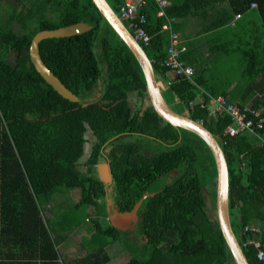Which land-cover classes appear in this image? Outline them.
I'll list each match as a JSON object with an SVG mask.
<instances>
[{"label":"trees","instance_id":"1","mask_svg":"<svg viewBox=\"0 0 264 264\" xmlns=\"http://www.w3.org/2000/svg\"><path fill=\"white\" fill-rule=\"evenodd\" d=\"M121 1L107 0L115 12ZM252 3L260 29L251 39L247 34L243 87H207L195 70L191 78L176 76L165 65L169 41V31L162 29L165 18L155 15L157 6L151 0L144 25L151 38L148 45H141L156 80L165 85L161 91L165 101L176 112L201 121L221 145L228 167L232 230L249 264H264L253 245H242L249 237L243 226L256 221L264 249V146L249 130L224 134L231 123L228 114L212 115L207 106L189 105L202 89L205 100L224 95L260 108L264 119V0H171L166 12L174 18L194 16L200 31L207 32L229 24L236 13L248 12ZM13 22L22 30H13ZM75 22L91 28L38 43L46 66L77 96V101H70L35 69L29 46L36 32ZM210 50L220 51V44L214 41ZM9 52L13 62L7 59ZM187 56L186 49L181 58L191 65ZM96 89L98 94L91 97ZM131 94L139 100L138 108L131 106ZM147 101L137 59L92 0H16L7 20L0 23V264H63L42 205L60 188H79V202L88 205L106 198L107 183L91 170L103 157L109 162L112 208L128 211L148 193L135 224L145 236L144 253L124 264H235L204 192L216 177L210 149L195 133L164 121ZM88 129L95 137L86 160L91 171L81 172L77 164ZM257 133L264 138V120ZM146 145L152 146V153H145ZM172 172L175 175L168 178ZM108 215L104 208L94 217L97 246L76 264L108 261L105 248L123 231L110 224Z\"/></svg>","mask_w":264,"mask_h":264},{"label":"rangeland","instance_id":"2","mask_svg":"<svg viewBox=\"0 0 264 264\" xmlns=\"http://www.w3.org/2000/svg\"><path fill=\"white\" fill-rule=\"evenodd\" d=\"M16 0H0V23L5 22L10 13V8L14 7ZM125 23V22H124ZM11 27L15 31H21V25L18 22H13ZM239 33L240 38L236 40L233 45H230L229 54H225L220 48V51L215 53L216 58L209 62V68L205 70L206 78L209 79L205 86H212L214 89L223 90L226 89L229 84V88L243 87L246 83L244 68L245 63L243 61L244 48L246 47L247 34L258 33L260 29V20L255 12H248L244 15L243 19L237 24L236 28H231ZM7 59L11 62L14 61V54L9 52ZM228 88V89H229ZM98 94V89L94 91L91 97ZM129 102L133 108H138L140 103L134 94L129 97ZM87 142L84 145V153L77 164V168L81 172H90L91 170L96 172L97 176H101L102 180L107 183V196L101 197L97 204H85L80 203V189L79 188H60V191L53 194L49 203H52L51 207L44 208V219L48 224L47 226L52 230L53 236L56 242H62L59 246V256L63 264H67V243L72 242L73 249L68 251V257L71 259L70 263H75L82 258L86 251H92L97 246V239L99 237L94 234V217L97 213L111 210V177L108 171V160L103 157L100 159L99 165L103 170L97 174V167L95 169L89 168L86 160L91 152L92 146L95 141V137L90 129L86 132ZM139 138V137H137ZM156 147L160 148L156 142H153ZM145 153H152V146L146 145L144 149ZM175 172H172L168 178L173 177ZM214 191V194H213ZM204 192L209 200L210 206L214 207L215 216V183L205 186ZM71 229V230H70ZM70 232H72L70 234ZM67 234V237L65 236ZM145 236L141 234L137 225H132L128 229H123L121 237L112 241V245L109 244L108 252L112 261L104 264H124L132 256H142L144 253L143 241Z\"/></svg>","mask_w":264,"mask_h":264},{"label":"water","instance_id":"3","mask_svg":"<svg viewBox=\"0 0 264 264\" xmlns=\"http://www.w3.org/2000/svg\"><path fill=\"white\" fill-rule=\"evenodd\" d=\"M95 7L103 15L120 38L126 43L137 59L146 82L148 101L154 111L166 122L176 127L187 129L198 135L210 149L216 167L215 177V216L223 238L232 254L235 264H249L244 255L242 246L232 230L228 205V167L221 145L215 136L198 120L188 115L173 110L165 101L151 60L147 56L142 45L133 37L117 13L112 9L107 0H92ZM91 28V25L84 22H75L54 29H43L34 34L29 46V57L35 69L61 96L70 101H77V96L72 93L54 73L46 66L39 54L38 43L42 39L52 37H64L82 33ZM101 173V172H100ZM110 173V172H109ZM111 177V175H110ZM100 179L101 176H100ZM152 194V193H151ZM148 195L144 193L141 198L128 211H119L117 208L109 210L108 220L112 226L118 229H128L138 221L137 210L142 200Z\"/></svg>","mask_w":264,"mask_h":264},{"label":"built area","instance_id":"4","mask_svg":"<svg viewBox=\"0 0 264 264\" xmlns=\"http://www.w3.org/2000/svg\"><path fill=\"white\" fill-rule=\"evenodd\" d=\"M151 1L157 6L155 15L165 18L162 29L169 31L165 65L169 67L176 76L191 78L194 73V68L186 64L181 58V54L187 49V46L181 39L180 34L173 28V21L175 18L168 15L166 12L167 7L170 5V0ZM147 2L148 0H122L116 12L123 23L125 22V26L132 33L133 37L143 45H148L151 38V35L144 26L147 21L145 11ZM250 6L253 7L256 6V4L252 3ZM239 17L240 14L236 13L230 24L233 25L234 21ZM157 81L160 88L164 89L165 85L163 82L161 80ZM203 93L204 91L200 89L196 98L189 101V105L199 103L201 107L207 106L209 113L212 115L218 113L228 114L231 118V123L224 128V134L235 136L245 130H249L259 137L261 145L264 146V138L257 133V129L262 128V122L264 120L260 108H255L248 104L232 102L224 95H209L208 100H205ZM243 232L249 234V237L242 245H253L257 249L256 257L264 262V249L261 247L262 229L259 223L251 221L243 226Z\"/></svg>","mask_w":264,"mask_h":264},{"label":"crops","instance_id":"5","mask_svg":"<svg viewBox=\"0 0 264 264\" xmlns=\"http://www.w3.org/2000/svg\"><path fill=\"white\" fill-rule=\"evenodd\" d=\"M254 8L255 7H250L248 12H253ZM248 12H246V13H248ZM246 13H242L234 25L229 23L225 26H222L220 28H217V29L211 30V31H207V32H201L200 31V26H201L200 21H198L194 16L187 15L186 17L174 19V21H173L174 30H176L180 34L181 39L183 40V42L187 46V52H188L187 60H189V62H191V66L193 65V68L195 67V69H194L195 72L197 74H201V79H203L202 81L204 83H208V81H209V79L206 78V75L204 74L205 70L209 68V66H208L209 62L212 59L216 58L215 53H213L210 50V45L215 41L216 43L220 44V48H222L223 51L225 49L227 50V48L230 45H233V43L236 40H238L239 36L236 34L235 31H234L235 32L234 33L233 29H231V28L234 27L236 24H238V22L243 19L244 15ZM229 53H230V51H228V54ZM101 165L103 166L102 163L100 165L98 163L95 166V167H97L99 173L103 170L102 168H100ZM108 171H109V168H108ZM44 205L49 208L52 206V203H47ZM43 208L44 207L42 206L41 212H42V215L44 217V214H46V212H44ZM107 211L109 212V209ZM71 233L72 232H70V234ZM65 236L67 237V234ZM115 242H116V240L114 241V243ZM61 243L62 242H58L56 244L58 251L60 250L59 246L61 245ZM111 243H110V245H112ZM72 246H73L72 242L67 243V249H66L67 260H68L67 264H73V263H70L72 261H70L71 259L68 257V251L69 250L71 251L73 249ZM108 247H109V245L106 246V248H105L106 252H108V250H107ZM108 255H109V253H108ZM109 261L110 262L112 261L110 255H109V259L107 262H109ZM107 262H105V263H107ZM74 264H76V263H74Z\"/></svg>","mask_w":264,"mask_h":264},{"label":"flooded vegetation","instance_id":"6","mask_svg":"<svg viewBox=\"0 0 264 264\" xmlns=\"http://www.w3.org/2000/svg\"><path fill=\"white\" fill-rule=\"evenodd\" d=\"M93 147V146H92ZM92 150V149H91ZM97 174H98V170H97ZM100 178V175L98 176ZM107 189V188H106Z\"/></svg>","mask_w":264,"mask_h":264}]
</instances>
